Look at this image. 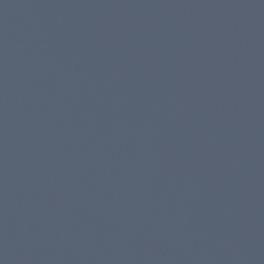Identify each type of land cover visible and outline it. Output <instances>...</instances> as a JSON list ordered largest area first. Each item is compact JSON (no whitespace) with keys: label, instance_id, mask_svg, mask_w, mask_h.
<instances>
[{"label":"water","instance_id":"water-1","mask_svg":"<svg viewBox=\"0 0 264 264\" xmlns=\"http://www.w3.org/2000/svg\"><path fill=\"white\" fill-rule=\"evenodd\" d=\"M0 264H264V0H0Z\"/></svg>","mask_w":264,"mask_h":264}]
</instances>
